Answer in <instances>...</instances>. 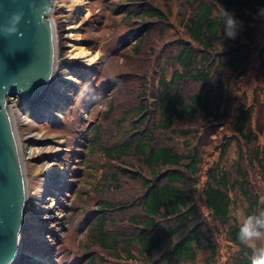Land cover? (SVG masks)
Here are the masks:
<instances>
[{
  "label": "trees",
  "instance_id": "obj_1",
  "mask_svg": "<svg viewBox=\"0 0 264 264\" xmlns=\"http://www.w3.org/2000/svg\"><path fill=\"white\" fill-rule=\"evenodd\" d=\"M219 4L240 22L235 39L224 37ZM113 9L132 32L130 57L142 70L126 71L133 80L118 91L127 105L113 125L104 131L102 122L111 121L118 105L108 103L90 137L83 130L85 160L102 158L94 173L102 182L93 177L83 190L85 199L93 193L94 205L88 204L86 243L77 246L84 252L75 264L103 261L91 253L96 240L112 264H189L197 250L205 253L203 264H218L219 239L233 251L224 252L226 264H251L252 249L238 240L241 222L231 208L240 197L244 216L264 210V150L250 128L258 120L252 107L232 106L249 45L264 22V0H115ZM154 73L151 89L145 77ZM216 126L228 133L217 134ZM254 128L262 133L261 125ZM231 147L236 156L228 165ZM249 172L259 179L254 191ZM115 225L118 231L109 232Z\"/></svg>",
  "mask_w": 264,
  "mask_h": 264
},
{
  "label": "rangeland",
  "instance_id": "obj_2",
  "mask_svg": "<svg viewBox=\"0 0 264 264\" xmlns=\"http://www.w3.org/2000/svg\"><path fill=\"white\" fill-rule=\"evenodd\" d=\"M114 2L115 0H85V11L83 14L76 17L77 19H73L70 11L63 6L56 8L52 13V17L58 25L57 33L58 35L60 34L57 38L65 34V29L68 24H73L78 33L76 42L87 50L89 49L92 52H97L99 57V62L96 66H93L91 71L86 70L79 76H76L75 83L61 85L62 89L64 91L66 90V96L61 97L57 93L53 97L54 101L57 99L62 100L60 117L49 118L48 116L38 113L29 115L28 111L22 109L23 104L18 95L11 98L7 103L8 106L19 108L25 117L23 120L19 117L16 119V133L19 138V143L21 144L22 154L25 156L24 160H22L26 183L24 194L25 197L28 198V202H26L22 212L23 223L18 235V248L20 251L27 249L36 255L41 253L40 257L35 258L37 260L34 259L32 262L26 261L21 264H43L41 258L45 257L50 259L51 264H75V256H79L84 252L78 251L77 246L81 243L80 246L84 247V243H86L85 219L90 210H92V207H89V205L93 206L94 204H92L93 193H91L90 200L88 197L85 199L83 197V190L88 189L90 183L93 182V177L95 182L96 180H99L100 183L102 182V180L99 179L101 177L100 172H96L94 176L97 166L96 160L102 162V158L93 155L89 157L90 159L88 162L85 160V157L89 155V153L86 152L88 151L87 147L82 145V143L85 142L84 139H82L83 130L87 129L85 137H90L89 133L91 132L92 124L98 119L100 122L102 112L108 103L111 105L116 103L118 105L113 109L111 121L102 122L104 131L113 125L114 116L118 115V112L125 106L123 103L125 101H120L123 91H118V88L120 84L128 80L130 82L133 80L126 71L133 68L136 69V60L130 57L134 52L132 51L131 44L128 43V41L132 40L133 35L131 34L132 32H129V26L124 24L117 10L113 9ZM248 31L250 30L248 29ZM120 34L126 35L122 37ZM164 39H167V36ZM263 39L264 22L259 23L257 26V31L253 37L254 41L249 45L248 51L250 55L246 65L243 66L242 75L239 76L238 91L236 93L233 92L235 97L232 106L234 110L237 109L238 106H242V104L252 107L253 118L258 117V120H256L255 123L254 120H252L250 128L255 133V139L262 147V150H264ZM255 41L257 43L256 45L254 43ZM59 42L62 44L61 40ZM63 45L65 44L60 45L61 53L66 54L67 48H64ZM255 53H257L256 57ZM141 67L140 65L134 72L140 73L142 70ZM255 71H257L256 77ZM156 75L157 73H154L145 77L147 87L153 89ZM112 77L115 80L112 90L114 89L115 92H113L109 98L104 92H112L111 86L106 87V91L103 89V84H107ZM131 84L132 83H130V85ZM149 93H151V91H149ZM146 99L150 103L152 102L151 95H147ZM126 121H128V119L124 122ZM196 122L197 120L194 119L191 124ZM254 125H261V134L257 132ZM215 130H217V134L223 132L228 133L227 130H222L221 126H216ZM207 131L209 132L211 130ZM30 132L42 139L35 141L32 139H24V136ZM217 134L214 139H218ZM48 146H50L47 148L48 151L56 149L55 146H58L60 149L54 154L46 153L40 156L37 153V149L41 150V147L46 148ZM212 150L213 149L210 148L206 151V159L210 157ZM33 154L35 158H26V156ZM235 156V148L231 147L225 163L231 165V162L228 161H232ZM49 157L54 158L53 161L56 164V171H54V173H50L51 171H44L42 167V161L45 162ZM46 175L50 177H48V190L45 195H42L45 197L42 203H52V214L54 216L60 215L58 218L59 223L56 225H51L52 221L54 222L53 218L49 219V216H47V218L43 217L42 213L45 214L43 209L38 211V214L35 213L36 206L34 204L36 203V199L34 195L37 193L44 178H46ZM249 177L252 183L259 182V179L255 177L253 172H249ZM257 186L258 183H256L255 187H251L252 190L254 191ZM95 192L96 194L98 193L97 191ZM94 197L96 198V196ZM234 206V208L232 207L233 209L231 208V214L236 218L238 223L242 222L245 217L244 212L246 203L239 197L238 201L234 203ZM51 211H49V215ZM129 213L130 212L126 215ZM135 213L139 215L140 212L136 211ZM52 214L51 216H53ZM119 216H121V214H119ZM107 228H109V232L118 231L116 225ZM219 240V253L216 261L218 264H226L228 260L225 259L224 252H230V254H232L233 251L230 246H225L226 243L224 240ZM92 242L94 245L91 253H94L97 258L101 257L103 259L102 262L97 260L96 264H112L115 262L112 261L115 260L112 258V254L99 246L97 240ZM255 243L256 247L264 246V241H257ZM249 249H252V258L254 249L252 247H249ZM196 252L193 262L189 264H203L202 259L205 253L199 250ZM13 260L12 263L16 264V261L13 262ZM130 261L131 264H135L133 260Z\"/></svg>",
  "mask_w": 264,
  "mask_h": 264
},
{
  "label": "water",
  "instance_id": "obj_3",
  "mask_svg": "<svg viewBox=\"0 0 264 264\" xmlns=\"http://www.w3.org/2000/svg\"><path fill=\"white\" fill-rule=\"evenodd\" d=\"M50 1L0 0V264H10L18 251L26 187L6 105L16 95L22 104L34 101L49 84Z\"/></svg>",
  "mask_w": 264,
  "mask_h": 264
},
{
  "label": "bare ground",
  "instance_id": "obj_4",
  "mask_svg": "<svg viewBox=\"0 0 264 264\" xmlns=\"http://www.w3.org/2000/svg\"><path fill=\"white\" fill-rule=\"evenodd\" d=\"M66 7L67 10L70 11L71 16L73 19L76 17L80 16L83 14L85 11V0H51L50 1V8L47 12L46 19L48 23V27L50 28V39H51V50H52V64L51 67L49 68V84L43 93L39 98H36L33 102H24L23 103V110H26L29 112V115H32L33 113H38L42 114L44 116H48L49 118H56L60 117V107H62V100H53L54 96L58 93L59 96L64 97L66 96V90L64 91L62 89L61 85L65 84H73L76 81V76H79L82 74L84 71H91L93 66H96V64L99 62V57L97 55V52H92L89 49L87 50L86 48L82 47L81 45L78 44L77 41V36L78 33L75 30V26L72 25H67L66 27V32L65 34H62L60 38H57L59 35L57 33V23L54 21V18L52 17L53 11L58 8V7ZM77 19V18H76ZM61 26V25H59ZM63 27V26H62ZM65 27V26H64ZM62 42L64 48H67L66 54L61 53L60 49V41ZM63 49V48H62ZM47 98V99H46ZM50 98V99H49ZM11 98H9L10 101ZM48 100V101H47ZM8 101V102H9ZM7 111L9 114V117L11 118L12 124L14 129H16V119L19 117L20 119L23 120L24 114L21 113V110L17 107H11L8 104L6 105ZM16 140L18 143V152L20 156V161L23 164V161L25 156L22 154L21 150V144L19 143V138L17 133H15ZM24 139H32V140H39L42 138L36 137L34 134L31 132L28 133L26 136H24ZM59 146V145H58ZM58 146H55L56 149L52 151H48L47 148L50 146L44 148L41 147V150L37 149V153L41 156L42 154L46 153H56L60 148ZM36 148V147H35ZM28 153V152H27ZM36 153V155H37ZM35 155H29L26 156V158H35ZM54 158H50L45 160V162L42 161V167L44 171H51L50 173H54L56 171V164L53 161ZM47 161V162H46ZM57 173V172H56ZM49 175H46V178L42 181V184L39 186V189L37 193H35L34 198L36 199V203L34 204L35 206V213L38 214V211L43 209L45 212L42 213L44 218H47L49 216V219L53 218L54 222L52 221L51 225H56L59 223V216H54L52 214V206L50 203L48 204H43L42 202L44 201L42 195H45L47 190H48V184H49ZM25 193V192H24ZM26 202H28V198L24 196V202L23 205L25 206ZM49 211H51L49 215ZM51 214L53 216H51ZM22 225V224H21ZM41 256V253L39 254H33L31 251L24 249L21 250L18 248L17 253L15 254L13 262L16 264H21L26 261L32 262L35 258H38ZM43 264H51L50 259L47 257L41 258ZM37 260V259H35ZM10 264H13L12 262Z\"/></svg>",
  "mask_w": 264,
  "mask_h": 264
},
{
  "label": "clouds",
  "instance_id": "obj_5",
  "mask_svg": "<svg viewBox=\"0 0 264 264\" xmlns=\"http://www.w3.org/2000/svg\"><path fill=\"white\" fill-rule=\"evenodd\" d=\"M219 7L222 9L221 18L223 20L222 31L224 37L235 39L239 31L240 22L235 18L234 14L225 10L220 4ZM19 20L20 16L17 15L15 21L18 22ZM260 203L264 204V197H261ZM237 238L242 244L254 249L251 264H264V246L256 247L255 243L257 241H264V210L243 218Z\"/></svg>",
  "mask_w": 264,
  "mask_h": 264
}]
</instances>
